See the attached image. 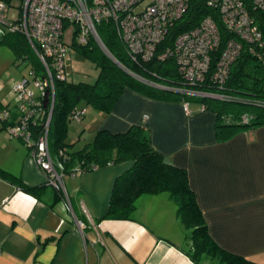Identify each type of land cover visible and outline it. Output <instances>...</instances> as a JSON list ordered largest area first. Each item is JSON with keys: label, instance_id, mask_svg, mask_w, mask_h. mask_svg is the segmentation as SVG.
<instances>
[{"label": "crops", "instance_id": "1", "mask_svg": "<svg viewBox=\"0 0 264 264\" xmlns=\"http://www.w3.org/2000/svg\"><path fill=\"white\" fill-rule=\"evenodd\" d=\"M19 81L0 86V168L28 186L42 187L46 175L23 141L10 138L1 119ZM186 104L126 89L110 114L94 110L89 117L83 133L90 141L82 148H76L81 137L68 143L71 151H80L98 131L122 134L145 125L153 148L187 170L212 240L264 264V126L221 141L217 114L198 102L188 103V109ZM89 108L73 121L84 122ZM133 164L65 176L63 200L52 185L32 196L0 178V264H195L168 194L140 198L131 220L106 218L115 181ZM203 264L220 263L206 258Z\"/></svg>", "mask_w": 264, "mask_h": 264}, {"label": "trees", "instance_id": "2", "mask_svg": "<svg viewBox=\"0 0 264 264\" xmlns=\"http://www.w3.org/2000/svg\"><path fill=\"white\" fill-rule=\"evenodd\" d=\"M0 1L8 7L13 2ZM17 1L22 3L20 10H23L25 0ZM241 1L253 17L264 41V12L257 10L252 0ZM207 17L218 23L222 42L217 52L210 53L211 68L204 82L193 86L180 75L176 59L162 61L159 55L168 47H173L179 35L196 29ZM8 21L15 25L19 19L9 18ZM0 29L4 31L0 34V47H7L15 53L18 67L30 61L28 53H31L33 48L27 37L21 32H10L8 25L0 23ZM97 32L107 50L120 64L107 56L92 38L87 45L73 43V51L97 67V79L93 83L69 81L68 78L57 81L54 94L51 91L42 101L47 114L52 109L50 151L57 161L65 165L66 176L73 174L74 169H79L83 175L105 166L132 161L133 166L115 181L106 218L131 220L140 198L146 195L168 194L177 206V219L186 231L190 245L187 254L193 263L203 264L204 260L209 258L220 264H257L223 250L212 240L208 224L190 186L187 170L169 164L165 157L153 148L150 132L145 125H134L122 134L98 131L93 141L80 151H71L72 145L67 140L69 124L74 120V111L90 107L95 111L110 114L126 89L161 101L200 103L205 109L217 114L216 132L218 140L221 141H228L239 133L264 126V49L259 48L256 43L241 41L243 49L231 65L225 84L216 85L212 81V75L225 45L229 39L239 38L225 31L218 12L202 0L190 1L186 13L174 23L166 40L159 45L157 54L147 62L133 59L112 21L103 20L97 26ZM28 66L30 71H35L36 78L45 76L37 55L35 63ZM185 90L217 94L224 99L192 96ZM17 116L14 114L11 122L1 116L7 129L16 124ZM41 126L40 121L33 130L37 133L36 137ZM19 140L25 144L24 139ZM25 146L31 151L29 146ZM0 178L18 185L21 191L32 196L37 195L44 187H51L48 182L42 187L28 186L1 168ZM56 191L58 198L63 200V192Z\"/></svg>", "mask_w": 264, "mask_h": 264}, {"label": "built area", "instance_id": "3", "mask_svg": "<svg viewBox=\"0 0 264 264\" xmlns=\"http://www.w3.org/2000/svg\"><path fill=\"white\" fill-rule=\"evenodd\" d=\"M190 1L25 0L23 12L15 25L8 21V5L0 1V23L8 25L10 32H21L27 37L45 73L44 77L36 78L35 71L32 70L30 78L23 77L14 86L12 103L7 104L1 116L11 122L13 115H18L16 124L7 129L10 138L24 139L25 144L31 149L30 155L37 167L56 190L65 193L63 186V179L66 176L65 165L57 161L50 151L52 109L47 114L42 101L51 94V91L54 94L55 82L68 77L67 64L73 49L65 40L67 29L74 30L73 43L87 45L92 38L107 56L120 64L107 50L97 32V26L103 20L112 21L133 59L147 62L157 54L159 45L166 40L174 23L186 13ZM202 1L218 12L225 31L239 38L227 41L212 75V81L218 86H223L231 65L243 49L241 41L256 43L259 48L264 49L263 35L241 0ZM252 2L257 10L264 12V0ZM219 29L218 23L207 17L196 29L179 35L173 47L164 50L159 59L162 61L176 59L179 73L188 84L194 86L204 82L211 68L210 53L217 52L221 46L222 36ZM3 32L0 29V34ZM185 91L192 96L224 99L217 94ZM186 108L188 109V104ZM86 113V108L77 109L72 117L80 121ZM40 121L42 126L36 137L37 133L33 130ZM71 175H81V171L74 169Z\"/></svg>", "mask_w": 264, "mask_h": 264}, {"label": "rangeland", "instance_id": "4", "mask_svg": "<svg viewBox=\"0 0 264 264\" xmlns=\"http://www.w3.org/2000/svg\"><path fill=\"white\" fill-rule=\"evenodd\" d=\"M21 4L22 3L19 1L13 0L7 11L10 19H18L21 16V13L23 12V10H20L22 7ZM73 33L74 30L72 28H68L65 34V40L69 46L73 45ZM28 55L31 57L30 61H26L18 67L15 53L7 47H0V86L5 85L11 88L16 81L23 79V77L30 78V67L28 65L35 63L36 54L33 50H31V53H28ZM69 57L71 58L67 64V78L69 81L95 82L99 71L92 62L82 58L73 51L70 52ZM93 112L94 110L89 108L90 115H88L87 119L84 120V122L82 121V123L71 121L68 142L75 143L81 137V140L77 143L76 148H82L86 142L92 139L89 134H84L83 131L86 128L89 117Z\"/></svg>", "mask_w": 264, "mask_h": 264}, {"label": "clouds", "instance_id": "5", "mask_svg": "<svg viewBox=\"0 0 264 264\" xmlns=\"http://www.w3.org/2000/svg\"><path fill=\"white\" fill-rule=\"evenodd\" d=\"M25 3V2H24Z\"/></svg>", "mask_w": 264, "mask_h": 264}]
</instances>
